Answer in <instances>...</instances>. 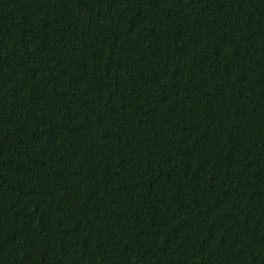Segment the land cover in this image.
Here are the masks:
<instances>
[{
	"label": "trees",
	"instance_id": "obj_1",
	"mask_svg": "<svg viewBox=\"0 0 264 264\" xmlns=\"http://www.w3.org/2000/svg\"><path fill=\"white\" fill-rule=\"evenodd\" d=\"M0 264H264V0H0Z\"/></svg>",
	"mask_w": 264,
	"mask_h": 264
}]
</instances>
